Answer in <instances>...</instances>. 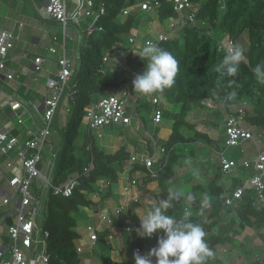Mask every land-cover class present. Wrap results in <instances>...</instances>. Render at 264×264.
<instances>
[{
    "label": "trees",
    "instance_id": "1",
    "mask_svg": "<svg viewBox=\"0 0 264 264\" xmlns=\"http://www.w3.org/2000/svg\"><path fill=\"white\" fill-rule=\"evenodd\" d=\"M102 1L106 4V13L98 18L97 28L92 34H86L91 18L85 20L80 27H74L80 34L76 42V53L72 56L73 58L71 57L74 73L56 111L57 114L67 98L69 117L62 125L64 127L62 134L64 139L70 136V142L59 147L58 143L56 146L47 139L43 146L44 162L39 163L40 167L46 169L48 161L52 159V153L57 154L51 175L52 183L57 185L65 182L74 173L83 172L92 160L94 162V168L89 176L80 175L81 181L72 195H56L51 189L42 195L40 205L44 208L42 228L50 233L47 239V253L51 264H81L83 256L78 251L79 243H77L81 236L76 230L77 222L73 213L79 212L82 206L90 207L98 202L92 197L91 192L95 190L97 185L94 186V184H97L100 178L110 181V184L100 191L99 201L114 195L115 186L119 184L120 173L130 157L129 143L135 142L138 151L143 149L144 142L150 145L152 151L154 148L151 137L148 139L146 134L139 133L137 129H131L127 125H122L123 130H121L126 141L113 147L111 151H107L105 147L98 144L88 127L84 130L83 136H80L78 126L83 120L86 105L92 99L115 93L119 86L117 77L110 74V70L116 66L117 62L113 57L107 59L105 57L114 45L123 43L125 39L123 34L133 30L137 25L138 15L141 14L138 9H131L128 14L123 12L124 8H131L141 0H95V11H98ZM162 1L158 13L159 17L165 20L175 15V11L172 3ZM194 1L200 5L198 20L202 19V21L188 23L174 37L157 43L170 51L179 61V73L175 78L174 86L163 93L150 96L136 93L132 88L136 99L130 98L127 102L129 114L139 116L143 124V116L155 108L163 110L164 119L172 120L168 136L160 142L156 140L159 149L164 150L160 151L162 162L158 165L157 176L147 180H157L160 185V192L150 205V210L162 198H166L167 189L172 186L170 180L176 177V166L184 157L182 152L178 151L179 144L189 145L202 140L207 145L217 146L219 153L224 151L225 141L219 143L207 132L199 130L197 128L199 123L219 125L226 116L237 113L238 109L243 107L245 126L255 131L260 137V144L264 147V85L256 82L251 71L257 63L264 62V0ZM149 19L146 17L145 21ZM100 25L102 29H99ZM213 31H221L238 44L244 35L248 36V44L245 48L246 63H241L235 77L221 78L214 71L215 65L225 54V47H222L220 40L211 34ZM57 35L60 39L63 36L62 32ZM69 44L72 47L73 41H67V48ZM10 55L12 56V52ZM37 55H32V59ZM26 58L24 59L27 60ZM140 62L143 67L142 74L146 68V61L140 58ZM230 80L235 81L231 87H229ZM6 87H8L7 83L0 77V92L7 89ZM233 90L237 93L236 99L222 103L221 100L227 92ZM29 97L30 95L23 97L24 101ZM159 97L166 104L163 101L154 102L153 99ZM196 102H209L214 107L209 118L190 119L191 110ZM174 104L179 105L177 111L172 108ZM6 107H0V123L9 119L10 113ZM13 132L18 134L19 129L14 128ZM245 157L249 156L243 158ZM222 178V166L218 158L214 175L206 182V193L212 198L210 207L204 208V213L194 215L192 219L202 225L207 233L206 240L214 252V257L209 259L207 264H238L234 260H230L229 263L224 262L221 247L235 243L242 245L237 241V235L246 228H257L264 238V206L259 209L254 204L257 198L255 189L247 190L241 200H236L231 205L227 204L226 186ZM235 182L231 184L229 190L242 183V181ZM34 186L37 187L36 182ZM176 187L181 188V185ZM203 189H205L203 184H193L184 190L195 194L194 202L196 203L200 200ZM184 206V202L178 203L173 209L168 210V214L179 217ZM131 213L137 217L139 227L140 219L133 209ZM15 215L16 213L13 212L7 216L9 224L13 222ZM117 223L123 225L125 220L119 219ZM108 234L107 228L100 230L97 241L103 245V250L93 248L95 254L100 253L99 257L103 264H135L133 256L135 247L139 246L144 252H148L152 247L157 246L159 236L163 235L162 232H158L151 238L141 237L136 230L122 229L120 236L123 259L113 263L110 257L113 241L108 238ZM7 237L9 236L7 235L4 239L6 240ZM246 264H264V257H257Z\"/></svg>",
    "mask_w": 264,
    "mask_h": 264
},
{
    "label": "built area",
    "instance_id": "2",
    "mask_svg": "<svg viewBox=\"0 0 264 264\" xmlns=\"http://www.w3.org/2000/svg\"><path fill=\"white\" fill-rule=\"evenodd\" d=\"M172 3L175 15L168 18L169 29L159 32L153 38L146 39L154 43L166 41L188 23L198 21V11L200 5L194 0H166ZM162 0H142L131 8H124L123 12L128 14L130 10L138 9L147 13L157 12L162 6ZM95 0H74L69 5L68 0H46L41 13L56 19L61 25L63 34L60 39L57 34L53 35L52 44L47 48V54L38 55L34 58L35 72L47 76V85L42 93L44 106L41 111L43 122L46 126L40 129H34L33 126L26 124V118L23 115L17 116V123L24 125V133L27 138L24 141L19 139L13 128L3 125L0 127V154L7 156L5 164H0V176L6 181L7 187L0 188V211L4 213V227L7 228V234L12 241L6 245L0 235V264H51L50 256L47 253V239L50 235L48 230L40 227L37 221V210L42 204V195H45L49 189L56 195L70 196L81 181L80 175L89 176L94 168V162L85 167L83 172H77L71 175L65 182L54 185L51 181V175L55 167V160L50 159L46 169L39 166L44 162L43 146L51 133V123L56 115L63 92L68 87L74 67L69 56L67 41H75L78 35L72 34L69 27H80L82 23L91 18L92 21L86 29V34H92L97 28V20L106 13V4L101 2L98 11H95ZM102 29V26H99ZM17 39L16 29L0 27V73L4 74L8 80L18 78L13 66L14 58L10 55ZM132 45L136 44L135 36L129 38ZM235 41L230 36H226L225 48L234 44ZM59 44V48L57 47ZM119 51L114 46L105 59L110 57L113 52ZM122 59L127 61L131 50H123ZM50 55L56 57L52 59ZM133 62V60H132ZM57 65L54 70L50 67ZM141 73V71H140ZM137 73V74H140ZM134 74L129 80H119V86L115 93L101 96L98 99H92L85 107L84 117L86 125L90 132L97 131L101 137L100 130L107 125H131L133 115L129 114L127 102L130 98L136 99L132 88ZM6 97V103L12 110H18L23 106L21 100L2 92ZM154 102H159V98H154ZM163 119V110L155 108L153 120L159 124ZM260 137L249 127L245 126V111L240 107L235 114H230L225 118V144L227 148L239 146L246 141H251L256 149L254 159L246 158L237 161L225 154V151L219 153L223 174L232 175L240 167L252 168L253 173L238 184L232 190H225V201L231 205L236 200H241L247 190L255 189L257 198L254 204L261 209L264 206V147L260 144ZM164 149H159L154 142V152L151 153L148 148L137 151L130 148V157L126 160L123 170L120 173L119 183L121 184L120 200L111 210L99 212L98 222L88 223L87 230L91 242L94 244L98 240V232L104 228L108 229V238L113 240L122 229L128 231L136 230L137 217L131 213L132 205L141 201L143 184L148 179L157 176V164L161 160L157 154ZM16 154V159L12 154ZM52 156H56L52 153ZM10 171V173L8 172ZM10 174V175H8ZM34 182L37 187L35 188ZM110 184V181L100 178L93 195H100L103 187ZM13 199H16L14 207L11 206ZM13 212L16 213L11 224L6 222L7 216ZM124 219L125 224L117 223V220ZM139 251L145 255L141 247H135L134 251ZM78 251H82V246H78ZM9 255V256H7ZM153 264H155V257Z\"/></svg>",
    "mask_w": 264,
    "mask_h": 264
},
{
    "label": "rangeland",
    "instance_id": "3",
    "mask_svg": "<svg viewBox=\"0 0 264 264\" xmlns=\"http://www.w3.org/2000/svg\"><path fill=\"white\" fill-rule=\"evenodd\" d=\"M14 0H0V19L4 18L5 20H9L14 18L15 14L17 11H20L19 6L15 7V5L12 4ZM142 1V0H141ZM141 14L138 15V22L136 25V29L132 30L130 33L123 34L124 38L128 40L129 36L133 33V36H135L137 39L141 38L142 36H148L153 38L156 36L159 32L166 31L169 29V20L165 19L162 20L159 17L158 12H152V13H147L145 11H140ZM149 17L150 19L148 21H145V18ZM198 21H202V19H199ZM1 25V23H0ZM70 29V28H69ZM141 31V32H140ZM178 33L174 34L177 35ZM212 35L217 37L220 40V43L222 44V47L225 46L226 44V35L223 34L221 31H213L211 32ZM138 41V40H137ZM128 43V41L126 42ZM76 41H75V46L73 51L71 50V45L69 44V55L72 57L74 53H76ZM137 44V42H136ZM248 44V36L244 35L242 40L240 41V45L243 46L245 49ZM120 48L123 50L125 49H130V45L128 48H124L122 44L120 45ZM131 49L130 56L132 57L131 59H128L127 61H122L119 65L116 64V66L110 70L111 76H116L118 80H129L131 79V74H137L142 71V63L140 62V57L135 54ZM47 49L44 54H47ZM118 51H116V54ZM112 55L115 60L118 58L117 55ZM52 59H54L56 56L55 55H50ZM73 58V57H72ZM246 58V57H245ZM133 60V62H132ZM52 69L56 70L57 67L53 63L51 65ZM133 72V73H131ZM161 101L165 102L161 97H159V102ZM68 107V102L67 98L64 100L63 104L61 105L59 111L55 115L52 123H51V133L48 136V142H51L53 144L57 143L59 147H61L64 143H67L68 141L70 142V136L67 138H63L62 130L64 127L62 126L65 123V120L67 117H69V113L67 111ZM213 109V106L209 104V102L205 103H200L195 105L194 107V112L190 114V118L192 120L196 119H206L209 118L211 115V110ZM27 112V111H26ZM154 110L150 113H146L145 116H143L144 124L142 123L143 121L139 118V116L133 115L132 123L131 126H129L131 129H137L139 133L146 134V137L150 139L151 136L154 135V137L157 139V141H162L164 138L168 136L169 130L171 128L172 120L171 119H166L163 120L159 123V125L154 124L152 117L154 116L153 114ZM33 114L32 117H30V121H28L32 126H36L37 123L40 127L46 126V124L43 122L42 119L38 120L36 118H39L38 112L35 110H31V112H28L27 114ZM26 116V115H25ZM33 117H36L34 120ZM163 122V124H162ZM86 119L83 117L82 122L78 126V130L80 133V136H83L84 130L86 129ZM224 127H225V120H222L219 125H214L211 126L209 124H204V123H199L197 125V128L201 130L202 132H207L212 136V138L216 139L219 143L224 140ZM123 126L122 125H107L103 127L100 132L102 133V136L99 137L97 131L93 130L92 135L93 137L97 140L98 144L102 145L107 149V151H111L112 145L114 147L119 146L121 143H124L126 141L125 136H123L122 131ZM55 146V145H54ZM179 152H182L184 157L180 160V162L176 166V177L172 178L170 180V184L172 186H177L181 185L182 189H187L189 188L188 182H191L192 184H203L204 188L200 194V200L198 202H193L192 203V208L194 212H199L201 211L200 207V202L202 199L205 198H210V204L212 201V198L209 197V195L206 193V182L214 175L215 172V166H216V160H218L219 152L217 151V146L214 145L215 149L210 148L207 146V144L204 143V141H196L193 142L192 144L189 145H183L179 144ZM225 153L227 155H230L232 152V155L238 156L241 153V150L243 148V154L248 155L252 154L253 156L256 155L254 154L253 151L255 150L254 145L252 144L251 141H246L244 142L241 146L238 147H230L227 148L226 145H224ZM56 156H52L53 160H56ZM158 166V164H157ZM198 170L199 171V176H194L193 171ZM100 179L97 180V183L99 182ZM4 182L1 179L0 180V185H2ZM158 181L154 180L153 182H150L148 186L152 188L154 185H157ZM96 186V183L94 184ZM159 189V185L157 186ZM115 189H118V186H115ZM92 195V194H91ZM100 196V195H99ZM99 196L96 195V197L99 200ZM114 199V196L111 198ZM16 203V199H13L11 202V206L14 207ZM210 204L208 207L205 209H209ZM43 207L39 206L38 211H37V216H38V223L40 227L42 228V222L44 220L43 217ZM102 211H105V209L102 207ZM205 209L202 210V213L205 212ZM82 213L83 218H76V230L80 234V238L77 240V243H83L87 244L89 242V232L87 230V223L89 221H93V219H89V214L93 213V207L90 206H82L81 210L79 211ZM75 214V213H74ZM97 215V214H96ZM144 215V214H143ZM4 213L0 211V235L2 239L4 240L6 245H10L12 241L10 240L9 237L5 240L4 238L8 235L7 234V228L4 227ZM94 223V222H92ZM119 236L116 235L114 237L117 238ZM237 241L241 242L242 245L239 243L235 244H226L221 247V255L224 258V262L229 263L230 260H234L238 264H246L250 262L251 260L257 258V257H264V238L262 237V234L257 228H246L243 231L239 232L237 235ZM121 247V244H120ZM9 256V255H7Z\"/></svg>",
    "mask_w": 264,
    "mask_h": 264
},
{
    "label": "crops",
    "instance_id": "4",
    "mask_svg": "<svg viewBox=\"0 0 264 264\" xmlns=\"http://www.w3.org/2000/svg\"><path fill=\"white\" fill-rule=\"evenodd\" d=\"M68 1H69V5H72L74 0H68ZM45 2H46V0H14L12 2V4L15 5L13 9H15V7L19 6L20 11H17L15 9L17 11V13L14 15L15 16L14 18L11 17V19H9V20H5L4 18L0 19V23H1L0 27H4V28H13L14 27L16 29L17 39L15 40V46L11 52H12V57L14 58L13 66L15 68V71H19V72H16L19 75L18 78L14 79V80L6 79L5 76L2 73H0V77L8 85V87H6L7 89L1 90L0 93H2V92H4V94L7 93V94L15 97L16 99L21 100V102L23 103V106L21 108H19L18 110H12L11 106L5 102L6 97L4 95L0 94V107L7 106L6 108L9 109V113H10L9 119L0 123L1 124L0 127H2L3 125H7L13 129L18 128L19 129L18 136H19V139L21 141H24L27 138V135H26V133H24V127L25 126L19 125L17 123V116L23 115L26 118V124L31 125L28 121H30L29 119H30V117H32L33 114L31 113L29 115L27 113L31 112V110H35L36 112H38L39 118L33 117V119L34 120L37 119L38 122L40 119H42L41 111H40L39 107H40L41 100H42V93H43V91L47 85V76L46 75H40V74L35 72V70H34L35 66L33 63L34 59H32L31 56L34 54L40 55L42 53H45L46 49L50 45L56 44L53 41L52 37L54 34H60V32L62 30L60 23L56 19L51 18L49 16L48 17L44 16L41 13L42 7L45 5ZM134 29L137 30L136 26L133 28V30ZM70 31L74 35L77 34V31L75 30L74 27H70ZM132 36H133V33L129 36V38ZM77 37H80V36L78 35ZM129 38H128V40H126V39L123 40L122 46L124 48H128V46L130 45L129 44ZM148 38H151V37L142 36L140 39L136 38V40H138V41H137V45L134 48V50H137V51L140 50L144 46V43H145L146 39H148ZM78 39L79 38H77L75 41L77 42ZM75 41H73L72 50L74 49ZM127 41H128V43H126ZM114 46H117L119 48V51L117 53L119 55H117L118 58H116V60H115L117 62L116 64L119 65L123 61L122 54L124 51L122 48H120V45H114ZM57 47L58 48L60 47L59 44H57ZM68 52H69V50H68ZM25 57H27L26 58L27 60L24 59ZM128 59H131V58H128ZM50 67H51V65H50ZM56 67H57V65H56ZM131 73H133V72H131ZM133 75L134 74H131V77ZM4 88H5V86H4ZM27 95H30V97L27 98L26 101H24L23 97H25ZM164 103L166 104V102H164ZM197 104H200V102L194 103L190 114H192V112H194V107ZM172 108L174 111H177L179 108V105L174 104V105H172ZM153 114H154V112H153ZM153 117H152V120H153ZM37 120H36V122H37ZM163 120H166V119L163 118ZM153 122H154V120H153ZM154 124H156V123L154 122ZM162 124H163V122H162ZM156 125H159V124H156ZM209 125L214 126L212 124H209ZM33 128L37 130V129H40L41 127L37 123V125L33 126ZM169 132H170V130H169ZM151 139L154 142H156V140H157L154 138V135L151 136ZM223 141H225V127H224V140ZM135 144H136L135 142H131V143H129V147L130 148L133 147L134 149H136ZM241 145H239V146H241ZM207 146L215 149L214 146H210V145H207ZM239 146H235V147L240 148ZM111 147L113 149L114 145H112ZM145 148H148L151 153L154 152V148L152 151L150 145L147 142H144V147L142 150H145ZM158 148H159V146H158ZM253 152H254V154L256 153V151H253ZM160 153L161 152H159L157 154V157L159 160H161L160 159V157H161ZM232 153L230 155H227V153H225V154L230 158L237 159L239 162L246 159V158L254 159L256 157V155L253 156L252 154L244 155L243 154V148L241 149L242 154H239L238 156H234V155H232ZM12 156L16 159L15 153H13ZM244 156H249V157L243 158ZM7 158H8L7 156L0 154V164H5ZM8 172L10 173V171H8ZM252 173H253L252 168L247 169L245 167H240V169L237 172L232 173V175L223 174L222 182L225 183L230 178L232 179L231 184L234 183V181H236V182L242 181L243 182L245 179L250 177V175ZM176 174H177V172H176ZM8 175H10V174H8ZM1 179L2 178L0 176V180ZM153 181L154 180L147 181L143 184V186H142L143 192L141 194V201L138 204L132 205V209H133L135 214L137 213L138 215H141V216H143V214L146 215L147 212L150 210V205L155 200L157 194L160 192L159 181H158V184L154 185L152 188H150L148 186V184L150 182H153ZM3 182L4 183L2 185H0V188L2 186L7 187L6 181L3 180ZM188 184H189V188L193 185L191 182H188ZM231 184H230V186H231ZM158 185H159V189L157 188ZM120 190H121V184L119 183L118 189H114V195H113L114 199H111L113 197V196H111L109 199L102 200V201H99L97 198H94L96 196H94L93 192H91L92 197L95 199V201H98V202L92 205L93 213L89 214L88 217L90 220L93 219V221H89L88 223L98 222V214H99V212H103L102 207L105 210H108V209L111 210V208L119 202ZM74 215L76 216V218H78V217L83 218L81 212H76L75 214L73 213V216ZM138 218H139V216H138ZM6 222H7V219H6ZM7 223H9V222H7ZM112 241H113V250L110 253L111 262H113V263L114 262H120L123 259V251H122V248L120 247V244H121L120 233H119V236L117 238L113 239ZM78 246H82L81 254L83 256V260H82L81 264H103V262L100 260V257H99L100 253L95 254L93 252V248H95V247L98 248L99 250H103V245L100 244L98 241H96L93 244L90 240V237H89V242L87 244L79 243Z\"/></svg>",
    "mask_w": 264,
    "mask_h": 264
},
{
    "label": "clouds",
    "instance_id": "5",
    "mask_svg": "<svg viewBox=\"0 0 264 264\" xmlns=\"http://www.w3.org/2000/svg\"><path fill=\"white\" fill-rule=\"evenodd\" d=\"M129 44L130 49L125 50L134 49L137 45H132L130 41ZM132 51L146 61L144 72L137 74L132 81L134 92L150 96L163 93L174 86L175 78L179 73V61L170 51L151 40L144 43L140 50ZM224 51L225 54L215 65L214 71L221 78L235 77L241 63H246L245 49L240 44L234 43L226 47ZM113 53L112 55L116 54V52ZM129 58L132 57L129 56ZM251 71L256 82L264 85V62L257 63ZM234 84V80L229 81V87ZM236 97L237 93L234 90L229 91L221 102L234 101ZM193 175L198 177L199 171L194 170ZM195 200L196 196L192 192L169 186L166 198H162L146 215L141 216L136 213L141 221L136 229L139 236L151 238L158 232H162L163 235L159 236L157 246L152 247L145 255H141L138 250L134 251L135 264H153V257H155V264H207V261L214 257V252L206 240V231L200 223L192 219L194 215H201L202 210L209 206L210 198L201 200L199 212L193 211L192 203ZM181 202H184L185 206L179 217L168 214L169 209H173Z\"/></svg>",
    "mask_w": 264,
    "mask_h": 264
},
{
    "label": "water",
    "instance_id": "6",
    "mask_svg": "<svg viewBox=\"0 0 264 264\" xmlns=\"http://www.w3.org/2000/svg\"><path fill=\"white\" fill-rule=\"evenodd\" d=\"M4 78V77H3ZM43 106H44V98H42V100H41V104H40V107H39V109H40V111L42 110V108H43ZM231 181H232V179L230 178V179H228L226 182H225V188H226V190H229V188H230V184H231Z\"/></svg>",
    "mask_w": 264,
    "mask_h": 264
}]
</instances>
